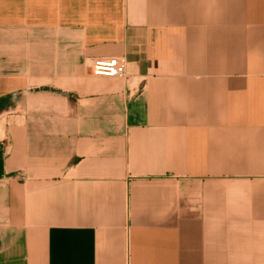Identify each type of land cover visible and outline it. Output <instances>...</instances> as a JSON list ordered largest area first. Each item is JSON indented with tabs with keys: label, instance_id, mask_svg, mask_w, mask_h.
<instances>
[{
	"label": "crops",
	"instance_id": "1",
	"mask_svg": "<svg viewBox=\"0 0 264 264\" xmlns=\"http://www.w3.org/2000/svg\"><path fill=\"white\" fill-rule=\"evenodd\" d=\"M0 143V264H264V0H0Z\"/></svg>",
	"mask_w": 264,
	"mask_h": 264
},
{
	"label": "built area",
	"instance_id": "2",
	"mask_svg": "<svg viewBox=\"0 0 264 264\" xmlns=\"http://www.w3.org/2000/svg\"><path fill=\"white\" fill-rule=\"evenodd\" d=\"M92 73L99 77L125 78L127 68L123 62H102L95 60L92 63ZM5 151V146L0 143V151Z\"/></svg>",
	"mask_w": 264,
	"mask_h": 264
},
{
	"label": "trees",
	"instance_id": "3",
	"mask_svg": "<svg viewBox=\"0 0 264 264\" xmlns=\"http://www.w3.org/2000/svg\"><path fill=\"white\" fill-rule=\"evenodd\" d=\"M3 163H4V151H0V178L3 177Z\"/></svg>",
	"mask_w": 264,
	"mask_h": 264
}]
</instances>
